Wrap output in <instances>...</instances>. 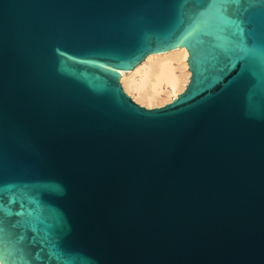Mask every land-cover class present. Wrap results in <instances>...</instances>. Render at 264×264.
<instances>
[{
  "label": "water",
  "instance_id": "obj_1",
  "mask_svg": "<svg viewBox=\"0 0 264 264\" xmlns=\"http://www.w3.org/2000/svg\"><path fill=\"white\" fill-rule=\"evenodd\" d=\"M0 263L264 264V0H0Z\"/></svg>",
  "mask_w": 264,
  "mask_h": 264
},
{
  "label": "bare ground",
  "instance_id": "obj_2",
  "mask_svg": "<svg viewBox=\"0 0 264 264\" xmlns=\"http://www.w3.org/2000/svg\"><path fill=\"white\" fill-rule=\"evenodd\" d=\"M178 46L169 51L149 54L132 70L119 71L123 91L146 107L165 102L168 104L176 99L190 78L186 62L188 53L184 47Z\"/></svg>",
  "mask_w": 264,
  "mask_h": 264
},
{
  "label": "rangeland",
  "instance_id": "obj_3",
  "mask_svg": "<svg viewBox=\"0 0 264 264\" xmlns=\"http://www.w3.org/2000/svg\"><path fill=\"white\" fill-rule=\"evenodd\" d=\"M123 88V87H122ZM124 90V89H123ZM125 92V91H124ZM126 93V92H125ZM127 94V93H126ZM131 99H132V97L129 95V94H127ZM164 98V97H163ZM133 100V99H132ZM134 101V100H133ZM135 102V101H134ZM136 104H138L137 102H135ZM165 104H167V102H165V103H163V104H154V105H152V106H150V107H146V106H143V105H140V104H138V105H140V106H143V107H145V108H155V107H162V106H164Z\"/></svg>",
  "mask_w": 264,
  "mask_h": 264
}]
</instances>
